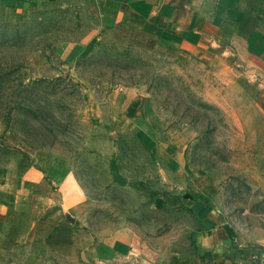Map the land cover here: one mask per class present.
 Listing matches in <instances>:
<instances>
[{
  "label": "rangeland",
  "instance_id": "1",
  "mask_svg": "<svg viewBox=\"0 0 264 264\" xmlns=\"http://www.w3.org/2000/svg\"><path fill=\"white\" fill-rule=\"evenodd\" d=\"M222 51L102 0H57L10 23L0 11V194L27 172L33 199L10 206L0 264H95L195 224L154 210L175 183L209 187L231 222L264 238V71ZM74 190L86 204L57 202Z\"/></svg>",
  "mask_w": 264,
  "mask_h": 264
},
{
  "label": "crops",
  "instance_id": "2",
  "mask_svg": "<svg viewBox=\"0 0 264 264\" xmlns=\"http://www.w3.org/2000/svg\"><path fill=\"white\" fill-rule=\"evenodd\" d=\"M56 1L0 0V11L10 23L22 11H38L45 4ZM102 1L112 7L116 15L128 14L137 22L154 25L156 29L166 28L169 38L188 43L198 39L216 40L218 47L223 49L218 54L247 57L251 70L264 71V0ZM60 52L62 55L68 52V60H74L80 49L66 46ZM26 168L29 170L28 166ZM29 177L26 172L15 181L20 184L18 191L0 194V198L5 196L9 201V208H0V235L11 222L13 208L10 206L22 205L20 210L26 212L28 203L33 200L28 190ZM199 178L196 177V182H201ZM23 186L29 192L24 191ZM66 199L73 201L74 207L87 202L86 196L76 190L67 197L57 194V202L60 200L65 205ZM156 207L158 209L154 210H163L180 219L182 216L194 219L196 223L171 225L162 234L147 238L144 244L120 243L114 254L94 257L95 264H264L262 235L261 239L251 238L248 229L243 230L231 222L209 194V187L194 193L175 183L163 199L157 201ZM175 232L184 234L176 235Z\"/></svg>",
  "mask_w": 264,
  "mask_h": 264
}]
</instances>
